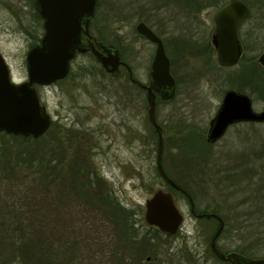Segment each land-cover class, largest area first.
Here are the masks:
<instances>
[{"label":"rangeland","instance_id":"obj_1","mask_svg":"<svg viewBox=\"0 0 264 264\" xmlns=\"http://www.w3.org/2000/svg\"><path fill=\"white\" fill-rule=\"evenodd\" d=\"M99 2L102 33L107 42L123 48L126 63L131 66L134 77L143 83L147 82L155 46L135 31L139 20H147L148 24L154 27L155 24H160L163 30L172 31L176 35L183 33L184 36L190 37L195 34L197 38L202 36L208 38L209 35L210 38L214 28L213 19L219 9L206 8L192 17L174 7L158 11L149 10L160 5L156 0H99ZM23 5V0H0V51L6 57L15 79L21 82L28 79L26 70L28 48L25 38L28 35L23 29L32 31L35 21L33 15L28 13ZM253 6L256 9L255 13L252 19L241 26L240 32L245 30L247 33V36H244L249 48L247 52L244 51L246 58L253 56L258 58L264 51V0L254 1ZM18 8L20 27L15 22L12 12L19 10ZM178 10L179 14L176 15L175 12ZM251 49L253 51H250ZM167 53L171 58L170 52ZM174 58L172 71L176 73V79L179 81L178 94L172 103L159 104L161 118L164 120L166 142L169 143L172 139L178 143V130L182 127L207 130L221 104L223 94L231 87L227 80L230 74L228 70L211 69L210 66L202 62H192L187 57L174 55ZM212 59L216 63L215 53ZM120 74L122 76L126 74L124 67L121 68ZM126 78L127 76L107 75L92 55L79 54L73 59L70 73L65 79L53 86L38 87V90L48 112L60 126L63 138L75 136L81 143L84 142L91 148L89 149L91 173L94 171L106 182L103 187L95 186V189L106 194L108 190H105V187L110 186L121 204L134 211L133 219L139 222L132 224L138 236L144 233L154 235L157 228L146 224L145 205L153 193L162 188L156 171L157 138L146 118L145 92L133 87L132 90L128 88ZM250 91L251 86H247L243 93L252 98L254 109L261 111L264 108V99ZM173 131H176L175 134ZM12 144L14 148L17 144L21 147L26 146L18 141H13ZM263 145L264 125L253 127L248 124H237L230 127L225 136L213 146L214 157L210 160H213L215 165L217 163L221 169H225L227 165L242 160V154L246 153L248 160L255 159L254 152L260 150ZM167 150L165 145L166 155L169 154ZM166 161L165 156L164 165ZM261 164L264 165L263 158L253 166L262 172ZM215 165L212 168L214 174ZM176 166L183 175L180 179H186L184 185L196 199L198 211L217 210L225 220L226 233L219 240L222 249L233 251L237 247L246 248L250 257H264V237L261 238L263 230L259 227V221L253 219L235 221V217L247 208L245 206L240 208V203L248 197L238 190H230L229 187L228 191L222 190L220 188L222 185L212 189L209 185L208 165L204 172L195 169L193 164L186 168L177 161ZM215 176L218 184L221 176L226 177L225 173ZM29 179L23 181L30 182ZM5 181L0 185L3 186L1 194L16 198L20 183L14 180ZM225 186L226 184L223 187ZM52 195L55 196L53 191ZM76 199L78 202L82 201L78 197ZM249 199H254V196L249 195ZM176 203L184 213H189V203L184 197L178 196ZM110 227L114 229L115 225L111 223ZM199 230L201 231L198 232ZM214 231L213 223L195 221L192 218L187 219L182 230L174 236L168 237L162 232L158 233L157 236H153L154 240L150 239L153 245L159 246L152 264H224L206 251V248L209 250ZM0 235H3L2 230ZM136 239L141 240L140 237ZM58 246L63 257L65 255L71 257V254L75 253V249L70 248L65 241H61ZM140 246L139 243L130 241L126 249L138 252ZM146 247L154 252L153 246ZM81 249L74 264H97L91 254L88 253L84 257ZM149 257L145 256L140 264H148ZM0 264H7V260L0 261ZM12 264L22 263L17 261Z\"/></svg>","mask_w":264,"mask_h":264},{"label":"trees","instance_id":"obj_2","mask_svg":"<svg viewBox=\"0 0 264 264\" xmlns=\"http://www.w3.org/2000/svg\"><path fill=\"white\" fill-rule=\"evenodd\" d=\"M156 1L160 5L149 10L158 11L174 6L186 12V15L194 17L206 8H220L229 0ZM243 1L251 8L247 19L250 20L256 10L253 2L257 0ZM165 32L162 35L166 50L171 54V66L174 64L175 55L187 57L192 62H202L211 69L228 70L230 74L227 80L230 89L244 92L247 86H251L250 92L264 99V65L255 56L246 58L244 55V51L249 50L244 38L245 35L247 36L245 30L240 33L244 47L242 57L237 65L231 68L219 67L214 62L212 55L215 49L209 35L208 38L203 36L197 38L195 34L187 37L183 33L176 35L172 31L165 30ZM101 37L106 40L103 33ZM116 46L120 50L122 60L126 62L123 48L120 45ZM103 71L106 72L104 69ZM172 73L176 77V73L174 71ZM115 74H120V70ZM133 88L141 90L137 86ZM159 104L168 103L159 98ZM248 125L254 127L264 124ZM59 128L55 121L39 139L0 132V185L6 182L5 180L20 183L16 198L2 195L3 186H0V231L3 232V235H0V261L7 260V264L17 261H21L22 264H74L78 251L83 248L81 249L83 256L91 254L97 264H140L145 256L151 257L148 264H152L156 259V249L153 252L146 246H153L150 239L154 240L153 236H157L160 231L155 229L154 235L144 233L138 236L133 224L129 222L135 221L134 211L125 208L112 190L105 194L95 189V186L103 187L106 182L94 171L91 173L89 156L91 148L86 146V143H81L75 136L69 135L68 139L63 138L62 130ZM205 134L206 129L182 127L178 130V143L173 139L170 143L168 141L165 143L167 152L181 166L188 168L193 164L195 169L204 172L214 154L212 151L214 144L207 143ZM13 141L24 143L26 146L21 147L17 144L14 148ZM246 155V153L242 154V160L227 165L225 169H221L216 163L215 175L225 173L230 190H238L248 197L240 203V208L244 206L247 208L235 217V221L252 219L259 221V227L263 230L262 238L264 237V165L261 164L263 171L260 172L253 164L258 163L261 158L264 159V145L254 152L255 159L248 160ZM24 179H29L30 182L28 180L24 182ZM176 181L179 182L177 179ZM179 184L189 190L186 185L180 182ZM52 191L55 196L52 195ZM249 195H253L254 199H249ZM76 197L82 201L78 202ZM81 217H105L113 220L111 222L115 228L109 233L113 238L112 243L108 242V238L101 232L99 226L93 225V221H80ZM66 218L69 221H65ZM225 231L226 227L222 235L226 233ZM139 237L141 240L136 239ZM61 241H65L70 248L75 249L71 257L61 255L58 246ZM130 241L141 245L138 252L127 251L126 246ZM235 250L250 257L246 248L237 247ZM103 251H109L110 254L106 255Z\"/></svg>","mask_w":264,"mask_h":264},{"label":"water","instance_id":"obj_3","mask_svg":"<svg viewBox=\"0 0 264 264\" xmlns=\"http://www.w3.org/2000/svg\"><path fill=\"white\" fill-rule=\"evenodd\" d=\"M44 19L45 33L39 44L32 46L26 55L27 80L15 83L4 56L0 53V132L7 135L39 139L50 129L53 118L39 93L37 86H50L65 79L71 70V62L78 52L90 51L107 73H115L121 65L117 46L96 42L89 34L88 26L93 16L96 0H37ZM250 8L243 0H229L214 16L211 42L217 63L222 67L237 65L243 45L239 38V26L249 17ZM136 32L156 44L149 70V84L141 86L147 92L148 117L158 136L157 170L174 189L181 190L192 202L188 192L169 178L163 168V128L156 122L157 94L164 102L176 98L178 84L171 72V60L162 39L144 22L136 25ZM89 39V40H87ZM264 65V52L259 58ZM131 73V72H130ZM239 123L264 124V108L254 109L252 98L243 92L229 89L211 119L207 141L214 144L221 140L228 129ZM193 205V204H192ZM145 222L164 234L173 236L181 229L184 216L171 192L156 190L145 205ZM193 207V206H192ZM210 218L211 214L199 217ZM211 240L216 256L230 264H264V257L252 258L233 252H220L216 240L224 229V222ZM149 259V258H148Z\"/></svg>","mask_w":264,"mask_h":264},{"label":"flooded vegetation","instance_id":"obj_4","mask_svg":"<svg viewBox=\"0 0 264 264\" xmlns=\"http://www.w3.org/2000/svg\"><path fill=\"white\" fill-rule=\"evenodd\" d=\"M159 1H165V0H159ZM169 1H172V0H169ZM23 6H25V8H27V11H28V13H30V14H32L33 15V17H34V25H33V28H32V31L31 30H29V31H26L25 29H23V31L29 36H25V38H26V40H27V48H28V50L32 47V46H35V45H37V44H39L40 43V41H41V39H42V37H43V35H44V33H45V28H44V19L42 18V16H41V14H40V9H39V4H38V2H37V0H23ZM171 7H174V6H171ZM249 7V6H248ZM175 8V7H174ZM250 8V7H249ZM19 9V8H18ZM13 12V18H14V20H15V22H17V24H18V26H19V15H20V9L19 10H13L12 11ZM25 12V11H24ZM250 13H251V8H250ZM175 14L177 15V14H179V10L178 11H176L175 12ZM247 20V19H246ZM245 20V21H246ZM144 22V23H146L154 32H155V34L156 35H158L161 39H162V41H163V43H164V37H163V33L165 32V30H163V27H162V25H160V24H155V27L153 26V25H151V24H148V22L147 21H143V20H139L138 22H137V24L139 23V22ZM245 21L239 26V38H240V40H241V36H240V32H241V26L245 23ZM136 24V25H137ZM20 27V26H19ZM28 29V28H27ZM88 30H89V34L92 36V37H94L95 38V40H96V42H106V43H110V42H107V40H105V39H102V37H101V33H102V29H101V22H100V2H99V0H96V3H95V6H94V11H93V16H92V18H91V20H90V22H89V26H88ZM135 31H136V26H135ZM138 34V33H137ZM140 35V34H139ZM140 36H142V35H140ZM211 36H212V33H211ZM143 38H145L144 36H142ZM146 39V38H145ZM210 39H211V37H210ZM87 40H89V39H87ZM148 40V39H147ZM149 41V40H148ZM153 46H155V49H156V44L155 43H153V42H151V41H149ZM241 43H242V40H241ZM113 44V43H112ZM115 45V44H114ZM242 45H243V43H242ZM116 46V45H115ZM164 46H165V43H164ZM244 48V47H243ZM119 49V48H118ZM165 49H166V47H165ZM28 52V51H27ZM119 52H120V50H119ZM166 52H167V50H166ZM0 53L4 56V54L0 51ZM79 54H92L90 51H85V52H78L77 54H76V56L77 55H79ZM154 54H155V52H154ZM154 54H153V57H152V60H151V63H150V67H151V64H152V61H153V58H154ZM168 54V53H167ZM121 55V54H120ZM75 56V57H76ZM169 56V55H168ZM215 56H216V54H215ZM261 56V55H260ZM260 56L258 57V59L260 58ZM4 58H5V60H6V57L4 56ZM169 58H170V56H169ZM121 59H122V56H121ZM170 60H171V58H170ZM73 61V60H72ZM97 61V60H96ZM123 61V60H122ZM6 62H7V60H6ZM124 62V61H123ZM8 63V62H7ZM72 63V62H71ZM124 63H126V62H124ZM216 63H217V60H216ZM100 64V63H99ZM127 65L125 66V65H121L120 66V68H119V70H121V68H125L126 69V72H127V75L125 74V75H123V76H127V78L125 79L126 80V82L128 83V88H130L131 90H132V87H134V86H137V87H140L141 88V90H143V92H145V98H146V104H147V108H146V118L148 119V121H149V117H148V103H147V92H146V90L141 86V84H144V85H148L149 84V71H148V75H147V82L146 83H143V82H141V81H139L138 79H136L135 77H134V74H133V71H132V68H131V66L128 64V63H126ZM9 65V64H8ZM217 65L219 66V67H222V66H220L218 63H217ZM236 66V65H235ZM235 66H232V67H235ZM9 67H10V65H9ZM222 68H231V67H222ZM216 69V68H215ZM10 70H11V68H10ZM118 70V71H119ZM149 70H150V68H149ZM216 70H218V69H216ZM220 70V69H219ZM131 72V73H130ZM171 72H172V66H171ZM107 73V72H106ZM11 77H12V80L15 82V83H17V84H19V83H22V82H24V81H18L17 79H15V76L13 75V73H12V71H11ZM107 75H110V76H112V77H123L121 74H115V73H107ZM172 75H173V73H172ZM174 76V75H173ZM175 77V76H174ZM175 79H176V77H175ZM26 81V80H25ZM60 81H62V80H60ZM60 81H57V82H55V83H53V84H51L50 86H53V85H55L56 83H58V82H60ZM176 81H177V79H176ZM177 84H178V81H177ZM38 87H43V86H37V88ZM235 90V89H234ZM226 92V91H225ZM177 94H178V90H177ZM224 95V94H223ZM176 97H177V95H176ZM160 98V95L159 94H157V106H156V114H155V116H156V122L163 128V134H164V151H163V156H162V164H163V168H164V170H165V172H166V174H167V176L169 177V178H171L178 186H180L182 189H184V190H186L187 192H188V194L191 196V198H192V202L188 199V197H187V195L185 194V193H183L181 190H177V189H174L170 184H168L161 176H160V174L158 173V170H157V164H156V171H157V174H158V177L160 178V181H161V187L162 188H160V189H163L164 191H168V192H171L172 193V195H173V197H174V199H175V202H176V198L178 197V196H181V197H184L186 200H187V202L189 203V213L187 214V213H184L180 208V211L182 212V214H183V216H184V222L185 221H187V219H194L195 221H209V222H211V223H213V225H214V227H215V231H214V233H213V235L211 236V239H210V243H209V250H208V248H206V251H207V253H208V251H209V253H211V255H213V256H215V258H217L219 261H221L222 263H224V264H230L229 262H226V261H222V260H220L217 256H216V254L214 253V251L212 250V248H211V240H212V237L214 236V234L216 233V231H217V229H218V227L220 226V219H219V217L223 220V222H224V229H225V226H226V222H225V220L219 215V213H218V211L217 210H208V211H198V204L196 203V199L194 198V197H192V195H191V193L187 190V189H185L184 187H182L180 184H179V182L180 183H182V184H185L184 182H187L186 181V179L184 178V179H180L181 178V176H183V175H181V173H180V171H179V169L177 168V166H176V161H175V158L173 159V157L171 156V155H166V152H165V143H166V132H165V129H164V127H163V123H164V120H163V118H161L162 116V114H161V109H160V106L158 105V99ZM161 99V98H160ZM176 99V98H175ZM174 99V100H175ZM173 100V101H174ZM164 102V101H163ZM170 102H172V101H170ZM170 102H166V103H170ZM52 116V115H51ZM52 118H53V122H52V124L55 122V120H54V117L52 116ZM149 123H150V121H149ZM210 124V123H209ZM239 124H250V123H239ZM257 124H261V123H257ZM150 125H151V123H150ZM235 125H237V124H235ZM234 126V125H233ZM232 127V126H231ZM209 128V127H208ZM208 128H207V130H206V134H205V138H206V141H207V134H208ZM151 129H152V131H153V133H155V135H156V138H157V144H158V136H157V133H156V130H155V128L151 125ZM230 129V128H229ZM228 129V130H229ZM175 132L176 131H173V133L175 134ZM227 133V132H226ZM127 135V134H126ZM129 136H131V134H128ZM225 136V135H224ZM220 141V140H219ZM218 141V142H219ZM218 142H216V143H218ZM207 143H208V141H207ZM216 143H214V145L216 144ZM166 156V158H167V161L165 162V165H164V163H163V159H164V157ZM211 157H214V155H212ZM156 159H157V147H156ZM212 167H211V166ZM214 161L213 160H210L209 161V172H208V176L211 178H209V185L211 186V188L212 189H215V188H218V187H220L221 185V189L222 190H225L226 189V191H228V182H227V179H226V177H223V176H221V181L219 182V184H218V182H217V180H216V176H215V174H214V169H212V168H214ZM216 166V165H215ZM169 169H168V168ZM213 170V171H212ZM101 176V175H100ZM216 177V178H215ZM176 179L177 180H179V182L178 181H176ZM106 180V179H105ZM224 184H226V188L225 187H223L224 186ZM172 189L174 190V191H172ZM105 190H108V191H111L112 189H111V187L110 186H106L105 187ZM112 192H113V190H112ZM177 204V203H176ZM193 204V205H192ZM178 206V205H177ZM193 206V207H192ZM202 214H204V215H206V214H211L212 216L210 217V218H207L206 216H203V217H199V215H202ZM188 215H189V217H188ZM65 221H69L67 218L65 219ZM80 221H93V225H95L96 227H100V229H101V232H103L104 233V235L108 238V242L110 243H112V241H113V238H111L110 237V234L109 233H111V232H113V229L110 227V225H111V221H113V220H111V219H106L105 217H96V218H93V217H91V218H89V217H81L80 218ZM129 222H131V223H135V224H137V222H139V221H129ZM184 222H183V224H184ZM183 224H182V226H181V229L178 231V232H180L181 230H182V227H183ZM113 225V224H112ZM224 229H223V231H224ZM201 230H199L198 232H200ZM223 231L221 232V234H220V236L217 238V240H216V246H217V248L219 249V251L220 252H222V253H224L225 255H228V254H230V253H233V252H236V253H239V254H241V255H243L242 253H240V252H238V251H235V250H233V251H230V250H223L222 249V247L219 245V240H220V238L222 237V233H223ZM153 247H154V249H157L159 246H158V244L156 245H153ZM103 252H105V251H103ZM104 254H106V255H109L110 254V252L109 251H106ZM244 256H246V255H244ZM247 257H249V256H247ZM151 260V258L149 257V259H147V261L149 262Z\"/></svg>","mask_w":264,"mask_h":264}]
</instances>
